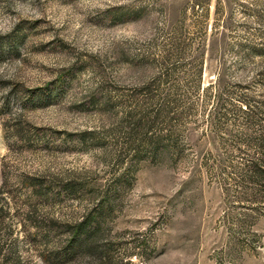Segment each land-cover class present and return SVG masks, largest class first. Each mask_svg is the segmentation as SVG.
<instances>
[{
  "label": "rangeland",
  "instance_id": "1",
  "mask_svg": "<svg viewBox=\"0 0 264 264\" xmlns=\"http://www.w3.org/2000/svg\"><path fill=\"white\" fill-rule=\"evenodd\" d=\"M263 134L264 0H0V264H264Z\"/></svg>",
  "mask_w": 264,
  "mask_h": 264
},
{
  "label": "trees",
  "instance_id": "2",
  "mask_svg": "<svg viewBox=\"0 0 264 264\" xmlns=\"http://www.w3.org/2000/svg\"><path fill=\"white\" fill-rule=\"evenodd\" d=\"M259 145H260V148H261V151H262V156H263L260 170H264V134L259 139ZM159 150H160L159 149V144L158 145H155L153 147V152H154L155 155L159 153ZM262 173L264 174V172H261L260 175ZM88 221H89V217H87L84 222H82L81 224H79L78 226H76V229L72 232L73 235H74V237L70 241V243L72 245L75 244L74 242L76 241V239H78L79 235H81L83 232L87 233V231H86V228L87 227L86 226H87ZM82 249H83V246H79V247L76 248V251L82 250Z\"/></svg>",
  "mask_w": 264,
  "mask_h": 264
}]
</instances>
